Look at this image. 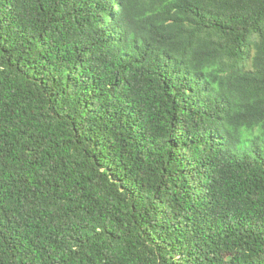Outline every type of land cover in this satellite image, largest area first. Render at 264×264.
<instances>
[{
    "label": "trees",
    "instance_id": "trees-1",
    "mask_svg": "<svg viewBox=\"0 0 264 264\" xmlns=\"http://www.w3.org/2000/svg\"><path fill=\"white\" fill-rule=\"evenodd\" d=\"M0 264H264V0H0Z\"/></svg>",
    "mask_w": 264,
    "mask_h": 264
}]
</instances>
